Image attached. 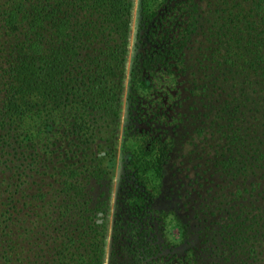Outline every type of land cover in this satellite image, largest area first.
Here are the masks:
<instances>
[{"label":"trees","instance_id":"obj_1","mask_svg":"<svg viewBox=\"0 0 264 264\" xmlns=\"http://www.w3.org/2000/svg\"><path fill=\"white\" fill-rule=\"evenodd\" d=\"M132 7L133 0H0V264L161 263L159 243L143 223L134 225L140 229L135 233L115 222L107 247L105 223L89 215L97 206L88 207L86 175L68 151L62 160L69 162L57 167L49 151L57 141L79 147L95 140L102 125L119 119ZM134 35L131 93L153 89V69L171 84L172 67L203 56L217 81H207L204 91L218 83L217 90L222 85L230 96L232 90L233 97L247 100H219L201 116L216 127L217 119L239 121V107L251 106L241 119L244 133H226L217 158L251 177L249 199L235 210L222 244L202 255L206 264H264V0H138ZM31 114L42 120L45 139L38 144L22 131ZM259 118L249 126L248 120ZM169 144L158 141L147 146V156L139 155L140 178L148 169L161 178ZM11 148L22 164L30 159L38 170L62 171L50 197L38 187L26 202L18 198L13 205L10 188L17 192L24 175L12 170L15 158H3ZM241 193L236 184V197ZM130 198L127 211L132 205L134 217L139 210L149 213L145 199ZM22 208L21 216H12ZM202 255L190 251L180 264H205Z\"/></svg>","mask_w":264,"mask_h":264},{"label":"rangeland","instance_id":"obj_2","mask_svg":"<svg viewBox=\"0 0 264 264\" xmlns=\"http://www.w3.org/2000/svg\"><path fill=\"white\" fill-rule=\"evenodd\" d=\"M137 4L138 0H133L119 119L110 125H102L95 140L90 139L79 147H73V142L69 140L64 143L57 141L49 151L56 167L69 162L62 160L65 151H68L71 163L77 165L79 174L86 175L87 196L90 197L88 207L92 209L97 206L94 213L89 215L92 221L105 223L108 229L107 247L115 222L135 233L140 229L134 225L143 223L148 227L145 232L159 243L160 264H180L190 251L198 255L214 253L216 246L222 244L224 236L232 229L235 210L247 204L251 177L237 174L234 164L220 165L217 158L226 133H244L246 120L241 119H247L251 106L239 107V111H243V114H238L239 121L217 119L216 127L214 122H210L212 119L201 116L204 110L207 113L208 108L214 111L219 100H247L233 97L232 90L230 96L222 85V90H217L220 86L218 83L212 87L217 81L208 73V60L203 56H195V61L186 60L183 68L172 67L175 82L171 84L167 74L158 68L153 69L154 78L157 79L153 89L149 93H131L128 72L135 66ZM207 81L212 84L204 91ZM186 113L189 118L185 116ZM40 118L31 114L22 123V131L37 144L45 139ZM261 120H248L249 126ZM227 128L229 131H226ZM158 141L171 143L167 148L163 174L160 178L148 169L140 178L136 172L140 167L137 159L139 155L147 156V146L152 147ZM3 158H15L12 170L24 175L19 180L17 192L10 188L11 193H16L12 195L15 199L13 205L18 206V198L20 203L26 202L28 195L38 187L46 189L47 197H50L57 180L62 177V171L53 166L38 170L39 163L31 165L30 159L22 164L23 159L18 160L20 156H15L12 148L9 156ZM11 180L16 179L13 177ZM236 184L242 190L240 199L235 195ZM146 192L151 197L150 201ZM7 195L2 196L7 198ZM131 195L145 199L143 205L148 203L151 208L149 213L143 215V210H139L137 214L140 216L134 217L132 205L127 211ZM23 208L12 212V216H21L25 211ZM203 256V262L208 263Z\"/></svg>","mask_w":264,"mask_h":264},{"label":"flooded vegetation","instance_id":"obj_3","mask_svg":"<svg viewBox=\"0 0 264 264\" xmlns=\"http://www.w3.org/2000/svg\"><path fill=\"white\" fill-rule=\"evenodd\" d=\"M134 32H135V30H134Z\"/></svg>","mask_w":264,"mask_h":264}]
</instances>
